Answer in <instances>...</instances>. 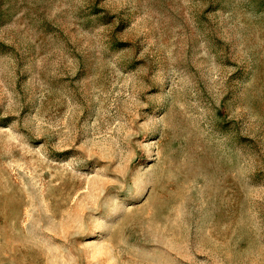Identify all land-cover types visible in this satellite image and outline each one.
<instances>
[{
    "label": "rangeland",
    "instance_id": "1",
    "mask_svg": "<svg viewBox=\"0 0 264 264\" xmlns=\"http://www.w3.org/2000/svg\"><path fill=\"white\" fill-rule=\"evenodd\" d=\"M0 264H264V0H0Z\"/></svg>",
    "mask_w": 264,
    "mask_h": 264
}]
</instances>
